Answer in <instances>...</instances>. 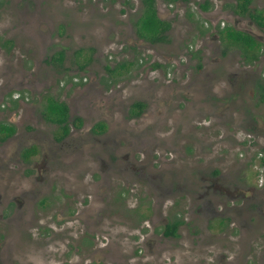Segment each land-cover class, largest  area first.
<instances>
[{"label": "rangeland", "instance_id": "obj_1", "mask_svg": "<svg viewBox=\"0 0 264 264\" xmlns=\"http://www.w3.org/2000/svg\"><path fill=\"white\" fill-rule=\"evenodd\" d=\"M234 1L154 0L170 29L153 45L140 0H0V264H264V27ZM215 25L250 34L257 60L221 54ZM46 97L81 120L60 142ZM170 218L177 237L159 233Z\"/></svg>", "mask_w": 264, "mask_h": 264}, {"label": "trees", "instance_id": "obj_2", "mask_svg": "<svg viewBox=\"0 0 264 264\" xmlns=\"http://www.w3.org/2000/svg\"><path fill=\"white\" fill-rule=\"evenodd\" d=\"M168 3L178 1V0H165ZM186 1V0H182ZM251 0H235V3L231 6L232 11L234 13H242L244 11L247 12V15L257 24L259 27H264V11L262 9H255L250 11L248 9V4ZM140 9L139 14L135 20V32L137 36L149 43L167 41V36L165 31L168 29L169 23L167 21L161 20L156 15V9L154 6V0H140ZM199 6L202 10L207 8V3L204 1L203 3H199ZM225 33V37L233 44H238L241 54L245 56V59L248 62H252L257 60L258 58V50L260 43L255 40L252 36L247 33H243L233 29L232 27L225 26L223 29ZM56 61H61L62 59V51H57L55 57H53ZM122 68L123 64L119 63L112 68H109L107 65L105 66L106 70L111 72L115 68ZM259 98L264 101V68H263V77L261 81L257 83ZM141 109V103L135 102L130 107V115L135 116L138 114ZM43 117L48 122L57 124L59 129H61V133L67 132V106L62 101H57L53 98L46 97V104L44 106V110L41 111ZM72 122L76 124H80L79 117H73ZM104 124L98 122L94 125L96 132H101L104 130ZM13 132V127L0 122V141L5 140ZM55 139H59L58 136H55ZM31 151L30 149H25L23 153L25 155ZM32 152V151H31ZM26 157V156H25ZM263 163V160H261ZM178 223L176 221L174 224Z\"/></svg>", "mask_w": 264, "mask_h": 264}, {"label": "flooded vegetation", "instance_id": "obj_3", "mask_svg": "<svg viewBox=\"0 0 264 264\" xmlns=\"http://www.w3.org/2000/svg\"><path fill=\"white\" fill-rule=\"evenodd\" d=\"M165 1V0H164ZM179 1V0H178ZM180 1H182V0H180ZM167 2V1H166ZM174 2H177V1H174ZM174 2H171V3H174ZM168 3V2H167ZM234 3H235V1H234ZM233 3V4H234ZM168 4H170V3H168ZM232 4V5H233ZM231 5V6H232ZM231 6H230V9H229V11H230V13L231 14H233V15H235V16H238V17H240V18H246V19H248L249 21H251V22H253L256 26H257V24L247 15V12L246 11H244V12H242V13H234L233 11H232V8H231ZM207 8H208V6H207ZM206 8V9H207ZM206 9H204V10H206ZM248 9L250 10V11H253V10H255V8H250L249 7V4H248ZM156 15H157V12H156ZM158 17V16H157ZM159 18V17H158ZM159 19H161V18H159ZM161 20H164V19H161ZM164 21H167V20H164ZM168 23H169V26H168V29L165 31V34H166V36L168 35L167 34V32L169 31V29H170V22L169 21H167ZM225 26H229V25H223L222 27H219V26H217V25H215V28H216V37L218 38V42H219V44H220V46H221V49H220V52H221V54H224V53H226L227 51H229V50H231V49H236L237 50V52H238V54H239V56H240V58L243 60V61H245V62H248L246 59H245V56H243L242 54H241V50H240V48H239V46H238V44H233V43H231L229 40H227L226 39V37H225V33L223 32V28L225 27ZM229 27H231V26H229ZM258 27V26H257ZM233 28V27H232ZM260 28V27H259ZM233 29H235V28H233ZM235 30H237V31H240V32H243V33H247V32H245V31H242V30H240V29H235ZM248 34V33H247ZM248 35H250V34H248ZM251 36V35H250ZM139 38V37H138ZM139 39H141V38H139ZM141 40H143V39H141ZM143 41H145V40H143ZM146 43H148V44H153L154 45V43H158V42H154V43H149L148 41H145ZM160 42H162V43H165L164 41H160ZM166 42H168V41H166ZM153 66H157V67H159V66H161L159 63H154L153 64ZM167 75H169L168 73H167ZM263 77V74L259 77V79L257 80V83L259 82V81H261V78ZM257 83H256V85H257ZM258 88V87H257ZM259 92V91H258ZM259 94V93H258ZM135 102H140V101H133L130 105H129V107H128V109H127V111H126V118H135V117H137V116H139L141 113H142V110H143V108H144V103L143 102H140L141 103V109L139 110V112H138V114L137 115H135V116H131L130 115V107L133 105V103H135ZM41 114V116H42V118H43V120L44 121H47V120H45L44 119V117H43V114L42 113H40ZM72 120H73V118H69V116H68V118H67V127H68V129H67V132H65V133H61V129H59V127H58V125L57 124H55L56 125V129H55V131L53 132V140L55 141V142H60L61 140H63L68 134H69V132H70V128L71 127H73V128H80V126H81V120H80V124H74L73 122H72ZM96 123H98V122H96ZM96 123H94L93 124V126L90 128V131L91 132H93V134H96V133H101V132H103V131H101V132H96L95 131V128H94V125L96 124ZM102 123V122H101ZM11 126V125H10ZM105 126V125H104ZM13 127V126H12ZM105 128V127H104ZM14 133V128H13V132L9 135V136H11L12 134ZM8 136V137H9ZM55 136H58L59 137V139L57 140V139H55ZM7 138V137H6ZM5 138V139H6ZM25 149H30L31 151H29L28 152V154L27 155H25V153H23L24 152V150ZM25 149H23L22 150V152H21V155H22V157L24 158V159H27L31 154H33V152H34V148L32 147V146H29V147H27V148H25ZM26 156V157H25ZM263 160V159H262ZM263 162H264V160H263ZM213 174L214 175H216L217 174V170H213ZM252 183H253V181H252ZM253 188V187H252ZM254 188H255V190H257V191H260V190H264V183H263V185H260L259 183H258V178L256 179V182H254ZM254 188H253V190H254ZM251 191V190H250ZM126 199V198H125ZM127 200V199H126ZM125 200V201H126ZM127 202V201H126ZM126 204V203H125ZM207 208L208 207H210V202H207L206 204H204ZM128 206L129 205H127L126 204V207L128 208ZM138 207V205H136V206H130V209H131V212H132V217L133 218H135L137 221H138V223L139 222H142L143 220H145V219H143L144 217H145V215L143 214V213H140V214H136V213H134V211H136V208ZM124 217V216H123ZM176 221H178V223H176V224H174ZM183 223V218H176L175 220L174 219H171L170 218V220L169 219H167V221H166V223L164 224V225H162V227L159 229V233L162 235V236H164V237H177V235H178V232H177V229H178V227L181 225ZM140 224V223H139ZM136 226V225H135ZM138 226V225H137ZM148 225H145V227H147ZM143 225L140 227V229L141 230H143V228H145ZM148 228V227H147ZM158 228V227H157ZM151 231H152V229H151ZM154 231L155 232H157L158 231V229H155L154 228ZM140 232V230H139V228H137V233H139ZM134 233V232H133ZM131 237H135V235L134 234H132L131 235ZM82 241H85L84 242V244L85 245H89L90 244V239H88V240H86V239H82Z\"/></svg>", "mask_w": 264, "mask_h": 264}, {"label": "built area", "instance_id": "obj_4", "mask_svg": "<svg viewBox=\"0 0 264 264\" xmlns=\"http://www.w3.org/2000/svg\"><path fill=\"white\" fill-rule=\"evenodd\" d=\"M262 169H264V165L261 167ZM260 168V169H261ZM261 169V170H262ZM258 183L260 184V185H263V183H264V173H263V176L262 175H260L259 177H258Z\"/></svg>", "mask_w": 264, "mask_h": 264}]
</instances>
